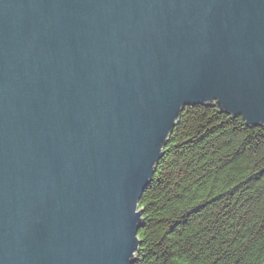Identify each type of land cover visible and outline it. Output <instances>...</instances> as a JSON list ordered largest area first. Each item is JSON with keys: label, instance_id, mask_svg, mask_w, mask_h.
<instances>
[{"label": "water", "instance_id": "1", "mask_svg": "<svg viewBox=\"0 0 264 264\" xmlns=\"http://www.w3.org/2000/svg\"><path fill=\"white\" fill-rule=\"evenodd\" d=\"M264 125V0H0V264H134L186 106Z\"/></svg>", "mask_w": 264, "mask_h": 264}, {"label": "trees", "instance_id": "2", "mask_svg": "<svg viewBox=\"0 0 264 264\" xmlns=\"http://www.w3.org/2000/svg\"><path fill=\"white\" fill-rule=\"evenodd\" d=\"M163 151L134 264H264V125L189 105Z\"/></svg>", "mask_w": 264, "mask_h": 264}]
</instances>
